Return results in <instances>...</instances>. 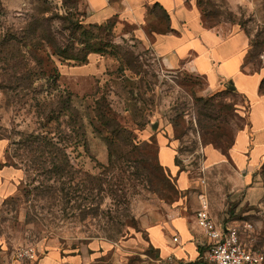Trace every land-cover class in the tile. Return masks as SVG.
Returning <instances> with one entry per match:
<instances>
[{
	"label": "rangeland",
	"instance_id": "374dc122",
	"mask_svg": "<svg viewBox=\"0 0 264 264\" xmlns=\"http://www.w3.org/2000/svg\"><path fill=\"white\" fill-rule=\"evenodd\" d=\"M198 2L205 27L248 37L242 72L264 73V50L250 45L264 42V0ZM87 13L82 0H0V179L9 185L0 189V237L12 251L57 250L66 256L57 264H152L157 253L143 242V221L180 200L189 210L198 206L205 179L220 221L242 230L252 224L243 240L264 249V162L247 186L230 159L204 170L207 146L227 150L246 130L250 99L229 84L211 93L191 66L168 69L132 27L126 36L112 24L91 29ZM59 18L82 22L109 54H90L80 65L53 55L48 44L15 52L9 35L23 36L32 19L49 21L59 45L79 47ZM41 70H56L58 83L42 79ZM208 100L209 118L202 119ZM97 101L109 114L107 126L96 117ZM159 136L170 140L188 191L180 175L161 167ZM254 136L264 145V131Z\"/></svg>",
	"mask_w": 264,
	"mask_h": 264
},
{
	"label": "crops",
	"instance_id": "0c3cea01",
	"mask_svg": "<svg viewBox=\"0 0 264 264\" xmlns=\"http://www.w3.org/2000/svg\"><path fill=\"white\" fill-rule=\"evenodd\" d=\"M82 1L88 7L85 18L87 24L105 25L114 22L115 32L122 36L131 34L124 31V28L130 26L133 28L132 34L142 43L148 44L168 69L179 70L189 65L207 81L211 93L218 92L232 82L236 91L250 99L251 128H246L237 135L229 151L232 170L236 174L234 176L242 177L243 184L249 185L253 173L264 162V145L259 144L254 136L255 132L264 131V95L259 93L264 73L246 75L242 72L249 48L246 34L241 29H235L231 34L223 36L218 31L205 27L197 0ZM162 13L168 15L167 23L161 22L159 17ZM157 140L160 155L162 154L161 166L173 175H180L181 189L188 191V177L185 173H179L170 140H166L164 136H159ZM204 153V170L217 166L226 167L229 162L222 152L213 147L207 146ZM3 181L0 179V189L9 188L8 184L4 187ZM206 186L208 189L207 180ZM198 206L189 210L184 201L180 200L172 206L152 211L145 218L142 225L145 235L143 242L157 253V259L152 264H206L202 256L207 240L197 225ZM210 208L218 224L223 227L229 224L224 225L220 221L211 200ZM174 238L178 241H174ZM10 249V244L0 237V264H21L12 260L15 250ZM44 252L46 256L41 264H57L63 257L66 259L57 250Z\"/></svg>",
	"mask_w": 264,
	"mask_h": 264
},
{
	"label": "trees",
	"instance_id": "16d2710c",
	"mask_svg": "<svg viewBox=\"0 0 264 264\" xmlns=\"http://www.w3.org/2000/svg\"><path fill=\"white\" fill-rule=\"evenodd\" d=\"M198 8L203 16V14L206 12L202 6V4L200 2H198ZM161 22L162 23H167L169 20V17L166 13H162L160 14ZM61 20V22L63 23V28L62 31L64 32H69L71 33L70 38L72 40L75 41V43L79 46L76 47L75 45H67L65 43H63L62 45H59L57 42H54V39L52 37V27L49 21H45V19H32V23L30 22L29 28L28 30H26V32L23 33V36L20 35H16V34H10L9 36V40L11 42H14L15 46V52L18 53L21 50H23L24 48H26L27 50H29L30 48L32 49H38L39 46L44 47V44H48V46H50L53 49V55L58 56L59 58L66 60V61H72V62H76L80 65H84L88 62V56L90 54H100V55H106L109 54L107 50V48H103L100 44H95L92 43V40H94L95 37V33L90 32V30H88L87 28L84 27V25L82 24V22H80L79 20H74L73 18H59ZM202 21H203V17H202ZM204 23V22H203ZM112 24V27H115L116 23L114 22H109L105 25H93V24H89L91 29H100V28H104L105 26H108ZM75 33H79L81 35V37L83 38H87L86 40L84 39H77V37L75 36ZM91 40V41H90ZM252 42V41H251ZM252 44V46L254 44H259L260 46H262L263 50H264V42H252L250 43V45ZM29 54H31V56H33L32 52ZM248 56L246 55L245 59H249L250 53H247ZM48 55V54H47ZM34 57V56H33ZM37 57H34V60L38 61ZM31 61L33 62V60L31 59ZM39 61H41L39 59ZM42 64V61L41 63ZM246 64L244 63L243 67H242V71L246 72V68H245ZM43 69V68H41ZM41 72L43 73L42 75V79L47 80L48 82L52 83V84H57L58 83V78H59V74L57 73L56 70H54L53 74L49 73L47 75L45 70H41ZM231 85L229 83V89H230ZM231 90V89H230ZM231 92V91H230ZM234 92H237L236 89L234 90ZM259 93L260 95H264V78L262 79L260 86H259ZM245 96V95H244ZM246 98V97H245ZM247 100V99H246ZM211 100L208 101H202V110H206L205 112L200 113V115L203 118H209V111H210V105L209 102ZM249 101V99L247 100ZM250 102V101H249ZM250 108H251V103H250ZM96 117L97 119L101 122L102 125H109L108 122V115L105 111H103V106H102V102L97 101L96 103ZM248 119H249V124L246 126L247 129L251 128V122H250V118H249V114H248ZM234 145V142L232 143V145L227 149H222V153L228 158L230 159V155H229V151L232 149ZM113 152L110 149V162L113 163ZM175 163L177 164V159H175ZM162 167V166H161ZM163 168V167H162ZM2 170V164L0 163V171ZM199 262H196L195 264H198Z\"/></svg>",
	"mask_w": 264,
	"mask_h": 264
},
{
	"label": "built area",
	"instance_id": "2783aa9c",
	"mask_svg": "<svg viewBox=\"0 0 264 264\" xmlns=\"http://www.w3.org/2000/svg\"><path fill=\"white\" fill-rule=\"evenodd\" d=\"M202 193L199 196V207L196 212L198 227L203 231L207 242L202 260L206 264H264V249H254L247 246L243 235L253 230L250 223L243 230L231 222L227 226L218 224L210 208L206 180H201ZM174 241H178L174 238ZM42 251L37 245L21 247L12 254V260L17 263H35Z\"/></svg>",
	"mask_w": 264,
	"mask_h": 264
},
{
	"label": "water",
	"instance_id": "95a60500",
	"mask_svg": "<svg viewBox=\"0 0 264 264\" xmlns=\"http://www.w3.org/2000/svg\"><path fill=\"white\" fill-rule=\"evenodd\" d=\"M232 84H233V83H232V82H230V85H231L230 89H231L232 91H234V90H235V88H234V86H233Z\"/></svg>",
	"mask_w": 264,
	"mask_h": 264
}]
</instances>
